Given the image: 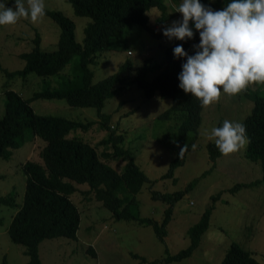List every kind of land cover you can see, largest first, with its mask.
I'll return each instance as SVG.
<instances>
[{
  "label": "rangeland",
  "instance_id": "rangeland-1",
  "mask_svg": "<svg viewBox=\"0 0 264 264\" xmlns=\"http://www.w3.org/2000/svg\"><path fill=\"white\" fill-rule=\"evenodd\" d=\"M209 4L212 0H204ZM27 6V0H24ZM13 7L15 0H0ZM46 8L62 10L74 22L75 38L82 41L88 16L78 15L66 0H44ZM207 3V4H208ZM214 10H222L214 3ZM174 6H169L162 15L156 6L147 10L148 23L153 30L134 23L125 30L124 37L112 40L113 47L97 51L90 64L96 82L118 70L129 60L124 72L131 78L139 72L144 59L164 65V49L177 39L169 40L163 29L173 21L181 19ZM60 27L49 15H43L36 23L30 18H19L16 24L0 26V114L4 111V91L7 88L18 91L28 98L44 82L55 84L59 75L39 76L34 72L23 76H8V71L21 68L24 58L20 52L29 50L35 32L40 34V47L52 50L57 46ZM199 44V43H195ZM194 44H192L193 47ZM194 49V48H193ZM195 50V49H194ZM74 54L60 71H70V65L77 58ZM153 72H150L151 75ZM126 82V80H125ZM127 85V84H126ZM264 94V84L249 85L240 94L230 97L221 89L218 102L202 108L201 122L196 133L189 132L186 142L189 149L183 164L175 168L172 177H161L167 170L177 147V127L181 121L180 111H172L169 117L160 113L169 107L172 97H160L156 93L146 97L141 88L132 83L106 98L102 111L108 116V125L121 133L122 147L129 148L135 162L148 177L135 193L140 215L160 220L168 203L153 193L183 190L181 197L173 203L172 217L167 224V233L159 239L152 226L133 219L115 218L112 212L96 199L87 183H75L77 189L69 197L76 205L80 221L76 238L52 237L39 244V255L43 264H165L160 259L167 253H175L189 244L187 229L196 222L205 208L213 202L209 222L192 253L168 264H218L231 242H237L251 251L264 264V176L260 161H253L244 154V148L224 156L220 153L212 158L208 143L213 127H222L224 120L241 121L250 111L253 101L251 90ZM186 93L176 94L177 99ZM36 113L62 115L68 118L93 123L87 129L76 130V135L96 147L99 158L116 170H121L123 159L108 156L112 147L100 143L107 130L101 128V117L93 106H71L64 98L38 97L30 101ZM39 140L32 138L20 147L12 149L9 158L0 157V194L16 192L17 200L22 198L25 174L22 164L28 158L38 157ZM195 146V147H193ZM103 152H108L103 154ZM196 181L187 186V183ZM238 184L234 190L230 188ZM87 190V191H86ZM86 191V192H85ZM14 209L0 205V264H25L28 257L23 244L13 241L7 230ZM144 256L146 261L133 256Z\"/></svg>",
  "mask_w": 264,
  "mask_h": 264
},
{
  "label": "trees",
  "instance_id": "trees-1",
  "mask_svg": "<svg viewBox=\"0 0 264 264\" xmlns=\"http://www.w3.org/2000/svg\"><path fill=\"white\" fill-rule=\"evenodd\" d=\"M66 1L71 3L76 14L89 17L82 41L76 40L74 22L70 17L62 10L46 8L45 14L54 19L60 27L56 48L42 49L40 34L35 32L32 47L19 53L24 58V65L13 71L3 68L11 77H25L30 72L39 76L59 75L54 85L43 81L42 87L28 98L11 88L4 91V111L0 114V157L7 159L12 149L20 147L32 138L39 140L38 157L28 158L21 166L25 174L22 198L18 201L17 193L13 191L0 194V205L15 210L7 230L13 241L25 246L24 252L28 257L25 264H43L39 255V244L42 240L58 236L76 238L80 214L69 197L70 193L77 189L76 182L87 183L90 192L94 193L95 198L100 200L115 218L133 219L141 224L151 225L161 240L167 233L173 203L181 197L183 190L153 193V196H158L168 203L160 220L139 214L135 193L148 177L135 162L131 150L121 146L122 134L115 133L108 125V116L101 110L106 98L113 97L132 83L141 88L146 97L158 93L160 97L173 98L172 104L166 107L160 116L169 117L172 111H180L181 121L177 127V145L180 147H176L175 155L161 177H172L175 168L184 163L188 150L180 159V148L187 144L189 149L190 142H186V137L189 132L196 133L201 122L203 107L198 98L192 94H185L181 99L175 97L182 91L179 88L178 75L186 58L176 59L173 49L182 45L189 55L195 54L196 50L192 44L200 42V35L194 27L193 39H177L164 49L163 66L160 62L151 60L149 63L148 59H144L143 64L139 66V72L131 78H126L124 72L130 62L125 60L117 71L96 82L92 81L90 64L97 51L112 48V40L123 38L126 28L131 24L137 23L150 31L153 30L148 23L147 10L156 6L164 15L169 6H178L182 0ZM229 2L230 0H212L209 4L201 0L206 6L215 8L216 3L221 9ZM179 14L182 18V14ZM74 54L78 56L70 65V71L68 74H61L60 71ZM150 72L153 73L150 75ZM249 93L253 105L241 120L246 126L249 140L244 154L253 161H260L264 176V94L255 89ZM38 97L64 98L71 106L95 107L101 117L99 126L107 130L100 143L112 147L108 156L124 160L123 168L119 171L114 169L99 158L95 146L76 135V130H84L92 125V120L82 122L62 115L36 113L30 101ZM208 152L212 158L219 154L214 141L208 143ZM106 153L108 152H103L104 156ZM195 181L196 178L189 181L187 186ZM237 185L230 190L233 191ZM211 208L213 202L205 208L200 218L188 227L189 244L175 253H167L161 261L168 264L192 253L208 225ZM133 256L146 261L144 256L137 253H133ZM152 262L156 264L158 260L154 259ZM3 264H7L6 261ZM218 264L261 262L250 250L234 241L230 243Z\"/></svg>",
  "mask_w": 264,
  "mask_h": 264
},
{
  "label": "clouds",
  "instance_id": "clouds-1",
  "mask_svg": "<svg viewBox=\"0 0 264 264\" xmlns=\"http://www.w3.org/2000/svg\"><path fill=\"white\" fill-rule=\"evenodd\" d=\"M174 7L182 18L165 27L163 35L169 40H191L193 27L200 35L194 55L182 45L173 49L176 59L186 58L178 75L180 89L207 108L220 100L221 89L233 97L249 85L264 84V0H230L222 10L201 0H182ZM43 15L44 0H27V6L24 0H15L13 7L0 3V26L16 24L21 17L36 23ZM209 139L224 156L249 142L245 124L227 119L222 127L211 129ZM187 150V144L180 148V159Z\"/></svg>",
  "mask_w": 264,
  "mask_h": 264
}]
</instances>
